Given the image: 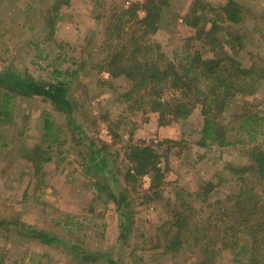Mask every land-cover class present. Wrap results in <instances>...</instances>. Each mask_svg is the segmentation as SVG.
I'll return each instance as SVG.
<instances>
[{
  "label": "trees",
  "instance_id": "trees-1",
  "mask_svg": "<svg viewBox=\"0 0 264 264\" xmlns=\"http://www.w3.org/2000/svg\"><path fill=\"white\" fill-rule=\"evenodd\" d=\"M169 1L130 3L125 0L117 5L115 0L96 1L102 7V13L97 15L102 26L99 47L102 56L95 59L92 67L109 73L111 79L101 77L98 82L116 95V104L122 108L113 119L107 113L102 117L111 120L115 129L125 130L129 124L136 128L133 120H140V117L147 121L150 114L157 116L159 126L181 124L198 110L201 119L195 131L199 133L200 146L243 149L245 162L226 164L227 177L216 175L214 179L199 180L196 188L185 195L178 192L179 202L174 203L172 198L165 196L169 181L160 166L157 150L151 146L130 145L126 159L131 165L127 166L120 182L107 157L109 145L93 137L87 129L88 117L79 114V101L72 96L74 80L64 76L71 73L69 68L63 71L59 65H54L52 79H36L27 70L21 72L14 66L0 69V128L8 131L15 124L21 101L37 98L47 101L52 111L44 113L40 140L47 145L45 148L40 143L25 146L22 154L27 156L30 166L26 189L38 180L43 161H51L54 144L60 148L69 142L66 139L59 142L61 133L67 129L71 134L70 142L74 143L70 146H82L88 151V158L85 159V155L80 165L87 176L92 175L89 184L97 194L96 199L107 194L102 198L104 202L115 203L121 247L129 249L131 246L133 216L137 213L148 215L151 204L160 202V206L168 208L169 217L159 223L150 236H138L142 240L134 243L136 251H146L150 244L148 248L160 250L161 256L172 259L194 256L190 264H220L225 254L233 256L235 261H241L240 257L245 254L244 264H264V114L240 107L246 104L247 97L264 91V64L263 60L257 61L251 51L248 53L249 66H244L239 57V46L244 40L259 39L264 43V30L255 27L249 37L244 24L254 18V12L246 2L225 0L218 7L219 15L211 19L222 31L213 30V27L208 32L200 31L192 37L198 42L187 50L188 54L179 63L168 57L154 37L176 20L177 12L170 15ZM60 2L56 1L52 8L43 0L40 8L27 2L38 18L41 13L46 20L50 17L48 24L41 26L42 33L45 34L46 26L50 30L48 34L55 31L61 14ZM203 7L208 8V4ZM141 10L144 16L138 14ZM88 91L87 88L85 94ZM60 117L63 124L57 123ZM6 146L7 143L1 145L2 148ZM147 174L151 186L143 189L141 178ZM135 195L143 197L137 212L133 207ZM96 199L92 200V205L96 204ZM37 200L38 196L32 201ZM74 220L77 222L73 223ZM78 221L79 218L66 215L63 224H56L58 230L53 231L24 223L18 215L10 214L0 221V226L20 239L47 247L62 246L74 256L75 264H125L126 259H115L110 252L85 250L81 237L75 241L73 230L83 225H77ZM244 235L251 238V245L242 243ZM128 249V258L135 257L134 251Z\"/></svg>",
  "mask_w": 264,
  "mask_h": 264
},
{
  "label": "rangeland",
  "instance_id": "rangeland-1",
  "mask_svg": "<svg viewBox=\"0 0 264 264\" xmlns=\"http://www.w3.org/2000/svg\"><path fill=\"white\" fill-rule=\"evenodd\" d=\"M28 1L41 7L42 0H0V69L14 66L21 72L27 70L36 79H52L54 65H59L63 71L69 68L71 73L64 76H70L74 80L72 96L79 101V114L88 117L87 129L93 137L109 145L107 157L113 163L114 174L116 173L115 176L119 177L120 182L123 181L127 166L131 165L126 159V150L130 145L151 146L157 150L160 166L167 173L166 179L169 181L164 190L165 196L172 198L174 203L179 202L178 192L185 195L187 191L196 188L199 180H209L216 175L227 177L228 173L224 170L226 164L245 162L243 149L238 146L202 147L198 144L200 136L195 131L201 119L198 110L181 124L159 126L157 116L150 114L147 121H142L141 117L140 120H133L136 128L129 124L125 130L115 129L111 120L103 118L102 115L107 113L106 115L113 119L115 115L120 114L122 108L116 104V95L98 82L101 77L111 79L110 75L92 67L95 59L102 56L99 54L102 26L97 19L98 13H102V7L96 4L98 0H43L51 8L54 4L56 6V1H61V14L56 21L55 31L52 29V35L48 34L50 30L47 26L45 34L40 29L43 24H48L50 17L46 20L41 13L38 18L28 7ZM122 1L125 0H115V4ZM224 1L170 0V15L177 12L176 20L167 28L160 29L154 36L168 57L181 62L192 49V45L198 42L192 40V37L200 31H210L211 27L213 30L221 29L220 25L213 23L211 19L219 15L218 7ZM238 1L246 2L254 12V18L248 19L244 24L246 30L243 27L249 37L255 27L264 30V0ZM206 4L208 8L203 7ZM138 14L144 16L142 10L138 11ZM250 51L257 61L263 60L264 64V43L261 40L246 39L242 46H239V57L244 66L251 63L248 56ZM87 88L89 91L85 94ZM263 100L264 91L261 90L247 97L244 100L246 104H241L240 107L253 108L264 114ZM19 105L15 124L10 126L8 131L0 128V221L10 214L18 215L24 223L57 231L56 224H63L64 216L70 215L79 218L77 225L83 223L82 227L74 228L72 236L75 241L81 237V245L85 250L110 252L115 259H126L125 264H190L193 261L195 257L191 258L189 255L176 259L161 256L160 250L148 248L150 244H147L146 251L135 250L134 243L139 244L142 240L138 236H150L159 223L169 217L166 212L168 208L160 206V202L151 204L148 215L137 213L133 216L135 219L129 249L134 251L135 257L128 258V246L126 249L118 242L119 228L115 203L104 202L102 198L107 194L96 199L97 194L89 184V177L92 175L87 176L85 169L80 165L85 155V159L88 158V151L82 146H70L74 143L70 142L71 134L67 132L66 127L59 142L65 139L69 142L60 148L54 144L51 161L42 163L43 169L38 178L41 183L36 184L38 180L35 179V184L26 189L30 166L27 156L22 154L25 146L33 147L35 143L46 147L47 144L40 142L43 117L44 113L51 112L52 109L51 105L41 98L24 100ZM232 111L236 112L234 109ZM57 123L63 124V119L58 118ZM4 143L8 146L2 148ZM118 171L121 174H118ZM109 180L111 182L110 177ZM150 182V176L147 174L142 176L140 184L143 189H149ZM37 196L39 200L33 202ZM137 196L135 195L133 200L136 212L143 200V197ZM94 199L96 204L92 205ZM4 229V226H0V264L76 263L74 256L62 246H42L34 241L20 239ZM251 242V238L243 236L244 245L249 246ZM122 252L124 255H121ZM243 256L240 257L241 261H235L233 256L225 254L220 264H244Z\"/></svg>",
  "mask_w": 264,
  "mask_h": 264
}]
</instances>
